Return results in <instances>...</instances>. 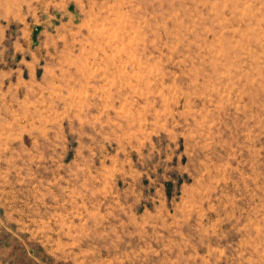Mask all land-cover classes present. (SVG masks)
Listing matches in <instances>:
<instances>
[{
  "label": "rangeland",
  "instance_id": "374dc122",
  "mask_svg": "<svg viewBox=\"0 0 264 264\" xmlns=\"http://www.w3.org/2000/svg\"><path fill=\"white\" fill-rule=\"evenodd\" d=\"M0 264H264V0H0Z\"/></svg>",
  "mask_w": 264,
  "mask_h": 264
}]
</instances>
